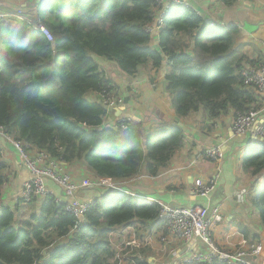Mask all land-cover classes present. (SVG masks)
Returning <instances> with one entry per match:
<instances>
[{
  "label": "trees",
  "instance_id": "trees-1",
  "mask_svg": "<svg viewBox=\"0 0 264 264\" xmlns=\"http://www.w3.org/2000/svg\"><path fill=\"white\" fill-rule=\"evenodd\" d=\"M159 8L156 0H40L30 17L39 18L52 40L29 21H4L0 129L28 153L44 151L61 163H82L97 177L126 179L143 169L151 175L166 169L185 145V136L178 121L164 115L148 131L141 123H131L126 130L104 125L110 115L104 97H118L119 92L97 58L133 77L140 67L160 69L167 57L166 92L179 118L202 112L214 123L231 112L236 116L264 104L263 91L242 75L244 68L264 63L260 57L250 59L237 44L238 26H212L191 7L175 5L155 47L148 26ZM6 167L0 153V197L8 181ZM241 168L254 179L248 198L264 227V142L246 148ZM27 204L29 217L22 218L19 212L28 209ZM158 216L157 204L118 190L96 196L81 222L53 194L18 200L14 207L3 204L0 264H124L122 255H132L135 245L115 250L112 231L140 223L137 236L143 238L139 231ZM238 227L246 241L263 242L264 231ZM137 248L140 255L148 254L147 248ZM129 264L150 263L132 257ZM188 264L227 263L214 258Z\"/></svg>",
  "mask_w": 264,
  "mask_h": 264
},
{
  "label": "crops",
  "instance_id": "crops-1",
  "mask_svg": "<svg viewBox=\"0 0 264 264\" xmlns=\"http://www.w3.org/2000/svg\"><path fill=\"white\" fill-rule=\"evenodd\" d=\"M40 0H0V12L14 13L19 9L30 17L36 15L37 4ZM188 6L204 18L207 23L215 22V25L239 27L237 44L243 46V51L250 59L259 57L264 63V0H236L226 3L224 0H183ZM159 13H156L152 27L155 28ZM33 19V18H32ZM35 20V19H33ZM39 20V18H38ZM38 20L34 22L38 23ZM162 30V29H161ZM161 30L155 29L151 34L152 46H159L158 38ZM191 50V49H190ZM100 64L105 66H118L103 58H97ZM169 64L167 57L164 58V66L154 69L151 66L140 67L133 77L122 74L123 80L119 83L112 75H107L116 81L118 92L123 99L120 107L110 113L104 125L115 126L123 118H131L136 123H141L146 131L161 123L160 115H164L178 123L183 128L185 145L176 152L170 165L151 175L146 169L126 179H114L111 177H97L94 171L87 169L84 164L75 162L72 164L62 163L65 170L75 176L76 179H90L100 182L102 187H92L85 191L81 198L95 200L109 189V185L122 187L129 194L137 197L158 199L173 206H208L209 214L213 215L218 209L223 219L215 222L212 227L215 244L221 249H233L245 238L239 231L238 225L243 224L253 232H262V227L253 215V208L248 198V191L254 181L246 175L241 168L243 152L254 143L253 137L233 136L231 119L226 116L216 122L204 116L202 112L193 113L188 117L179 118L172 105L169 94L166 92L165 76L168 73ZM109 71H112L109 69ZM110 73V72H109ZM119 97V96H118ZM90 100L92 97H88ZM261 120V119H260ZM260 122V121H259ZM208 125V131L201 127ZM213 124V125H212ZM212 126V128H209ZM221 145L223 158L210 160L204 155L205 148ZM0 153L2 161L7 165L5 175L8 181L2 187L0 206L9 205L14 207L20 198L22 184L30 178V173L22 157L15 148L12 139L3 135L0 131ZM184 168L178 171L177 169ZM264 172V171H263ZM216 180V187L209 197H201L195 194V189L200 183H208ZM108 184V186L106 185ZM49 187L54 196L64 199L62 189L55 183L50 182ZM146 199V198H145ZM140 223L120 226L111 233L112 245L115 250L127 249V244L133 241L132 231L136 232L139 240L131 247L132 255L125 257L124 264H129V258L140 257L149 260L150 264H180L190 259L194 254L207 253L209 247L199 239L185 241L180 238L166 236V241L161 242L160 234L152 229L149 223L146 230L143 228L139 233ZM128 239V240H127ZM147 241L142 248L148 249L140 255L139 243ZM111 241V242H112ZM250 242V241H248ZM168 245L165 246V244ZM137 245V246H136ZM263 250L255 257L259 264H264V239Z\"/></svg>",
  "mask_w": 264,
  "mask_h": 264
},
{
  "label": "built area",
  "instance_id": "built-area-1",
  "mask_svg": "<svg viewBox=\"0 0 264 264\" xmlns=\"http://www.w3.org/2000/svg\"><path fill=\"white\" fill-rule=\"evenodd\" d=\"M156 1L160 7L157 10L159 15L155 28L152 27V24L148 26L150 33L155 29L161 30L164 27L165 19L175 5H187L183 0ZM12 17L18 21L26 20L31 22L36 28L43 31L49 39H53L51 33L44 26L32 22L29 17L25 16L21 9L14 13L0 12V25ZM215 24V22H210L212 26ZM242 75L247 84L257 86L263 91L264 96V64L260 67L249 66L244 68ZM103 101L108 114L113 112L118 103H120L118 97L110 93L104 97ZM131 123L136 122L131 118H123L118 121L116 126L122 130H126ZM0 131L4 135L1 129ZM232 134L233 136H247L250 134L253 137V142H264V104L259 109H252L245 113H237L232 123ZM8 138L11 139L10 137ZM12 141L30 173V178L22 184L20 199L29 201L34 197H44L52 194L49 183H55L62 189L64 196V199L56 197L57 201L65 204L66 211L79 218L80 222L84 221L85 214L91 205H93L94 200L82 199V194L92 187H102L105 184L90 179L78 180L65 170L61 162L51 158L48 153L44 151L28 153L20 142ZM204 155L213 161L221 160L224 156L221 145H211L205 148ZM177 170H184V168ZM106 185L108 186V184ZM108 187L128 193L122 187L113 184H110ZM215 187L216 180L211 179L208 183L198 184L195 189V194L201 197H209ZM144 198H146L149 204H157L159 207V216L157 220L152 222V229L158 231L161 241H166V236L168 235L169 237L175 239L180 238L185 241L199 239L209 247V252L196 253L192 258L180 264H188L191 261L210 262L214 258L227 264H259L255 260V257L261 254L263 250L262 243H251L243 240L233 249H221L215 244L212 227L215 222H220L223 219L218 209H215L213 215H210L208 206H173L158 199ZM133 232L135 233V229ZM131 243L135 245L137 241L133 240ZM145 243L147 244V241ZM142 246L143 241H140L139 247Z\"/></svg>",
  "mask_w": 264,
  "mask_h": 264
},
{
  "label": "rangeland",
  "instance_id": "rangeland-1",
  "mask_svg": "<svg viewBox=\"0 0 264 264\" xmlns=\"http://www.w3.org/2000/svg\"><path fill=\"white\" fill-rule=\"evenodd\" d=\"M105 64H106V62H104V65L102 64L101 67H102L104 70H106V71L108 72V74H110V75H112V76H113V74H114L113 77L115 78V80H118L119 83H121L122 80L124 79L123 76H122V73H121L120 71H118L117 68H115V66H112V65H114V64L109 65V66H105ZM109 69H111L112 71H109ZM109 72H110V73H109ZM118 100H119L120 103H118V105H117V107H116L115 109H117L118 107H120V105H121L122 102L124 103V101H123V99L120 97V95H119V97H118ZM226 118H227V119H231V122H232V121H233V118H234V113L231 112V115L226 116ZM210 122H211V121H210ZM208 125H210V123L204 124V126L201 127V128H202L203 130H206V132H207V131H208ZM209 128H210V127H209ZM243 155H244V152H243ZM260 178L264 180V176H261ZM19 200H21V199L19 198ZM17 203H18V202H16V204H17ZM16 204H15V205H16ZM28 206H29L28 209H21V211L19 212V213H20L19 215H20L22 218H27V217H29L30 205L27 204V207H28ZM132 233H133V231H132ZM165 233L167 234V232H165ZM139 234H141V233H139ZM135 235H136V232H135ZM135 235H132V236L134 237L133 240H136V241L138 242L139 240L136 239L137 237H136ZM127 240H128V239H127ZM111 241H112V239H111ZM161 242H163V241H161ZM111 243H113V241H112ZM166 245L169 246L168 243H166L165 246H166Z\"/></svg>",
  "mask_w": 264,
  "mask_h": 264
},
{
  "label": "clouds",
  "instance_id": "clouds-1",
  "mask_svg": "<svg viewBox=\"0 0 264 264\" xmlns=\"http://www.w3.org/2000/svg\"><path fill=\"white\" fill-rule=\"evenodd\" d=\"M29 18L31 19V21H32V22H34V21H35V20H33L31 17H29ZM35 23H36V24H39V23H37V22H35ZM209 24H210V23H209ZM109 189H110V190H113V191H115V189H113V188H112V189H111V188H109ZM118 191H119V190H118ZM126 193H127V192H126ZM128 194H129V193H128ZM133 196H134V195H133ZM136 197H137V196H136ZM140 198H141V197H140ZM143 199H145V198H143ZM145 200H146V199H145ZM146 201H147V200H146Z\"/></svg>",
  "mask_w": 264,
  "mask_h": 264
},
{
  "label": "bare ground",
  "instance_id": "bare-ground-1",
  "mask_svg": "<svg viewBox=\"0 0 264 264\" xmlns=\"http://www.w3.org/2000/svg\"><path fill=\"white\" fill-rule=\"evenodd\" d=\"M8 136V135H7Z\"/></svg>",
  "mask_w": 264,
  "mask_h": 264
}]
</instances>
